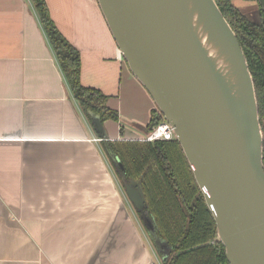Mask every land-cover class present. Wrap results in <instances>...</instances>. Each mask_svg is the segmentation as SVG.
Returning <instances> with one entry per match:
<instances>
[{
  "label": "crops",
  "instance_id": "1",
  "mask_svg": "<svg viewBox=\"0 0 264 264\" xmlns=\"http://www.w3.org/2000/svg\"><path fill=\"white\" fill-rule=\"evenodd\" d=\"M46 1L80 51L81 82L108 94V106L131 117V127L146 125L156 104L98 0ZM136 90L146 99L133 114L123 102ZM111 120H103L104 134L94 128L32 0H0V264H91L96 253L94 264H154L102 146L126 127Z\"/></svg>",
  "mask_w": 264,
  "mask_h": 264
},
{
  "label": "water",
  "instance_id": "2",
  "mask_svg": "<svg viewBox=\"0 0 264 264\" xmlns=\"http://www.w3.org/2000/svg\"><path fill=\"white\" fill-rule=\"evenodd\" d=\"M264 10V0H257ZM133 74L171 124L211 211L230 264H264L262 130L252 75L236 33L215 0H192L207 37L230 52V85L192 26L185 0H98ZM104 134L103 119L91 113ZM135 124V123H134ZM133 124V125H134ZM124 127L140 138L146 125ZM103 136V135H102ZM119 165H123L118 158ZM125 192L137 210L147 205L141 178Z\"/></svg>",
  "mask_w": 264,
  "mask_h": 264
},
{
  "label": "trees",
  "instance_id": "3",
  "mask_svg": "<svg viewBox=\"0 0 264 264\" xmlns=\"http://www.w3.org/2000/svg\"><path fill=\"white\" fill-rule=\"evenodd\" d=\"M234 29L243 49L254 82L258 117L262 130L264 167V10L240 9L234 0H215ZM59 65L82 109L99 113L102 119L120 121L119 112L107 104L108 94L100 88L84 85L80 79L81 56L53 19L46 0H32ZM163 119L157 107L151 109L147 128ZM122 132V126H120ZM102 146L109 159H120L127 178H141L153 223L150 235L163 256V264H230L219 240L214 217L194 177L180 142L170 139H110ZM142 214L143 211L139 210Z\"/></svg>",
  "mask_w": 264,
  "mask_h": 264
},
{
  "label": "rangeland",
  "instance_id": "4",
  "mask_svg": "<svg viewBox=\"0 0 264 264\" xmlns=\"http://www.w3.org/2000/svg\"><path fill=\"white\" fill-rule=\"evenodd\" d=\"M234 3L242 10L246 11H250L251 8H254L255 6H257V2L256 0H235ZM246 4V5H245ZM147 98H152V96L149 94L148 92V97ZM144 98L141 94H139L136 90V92H133V96L129 98V102L127 103V101L123 102V107L124 109H128L130 112H132L133 114H135V112L140 109L139 107H141V104L143 102ZM153 100V98H152ZM156 104V103H155ZM121 115V122L128 128L134 129L133 127H131L130 125H128V122L130 120H132L131 117H129L128 115ZM123 116V117H122ZM109 122H113L110 118H108ZM115 121V120H114ZM114 126L116 124H113ZM149 129V128H148ZM123 126H122V133H123ZM140 135H143L145 132L141 131L139 132ZM122 136V135H121ZM123 139L118 138V140ZM138 139V138H136ZM111 162V161H110ZM112 163V162H111ZM112 167H113V171L115 174V178H116V182H117V188L120 191L122 197H123V201H124V211L125 212H129L131 215V221L134 223L136 230H138V234H139V238L142 241V244L144 243V246L146 247V250L152 260V256H153V262L154 264H163V260L160 257V253L157 252V249L154 247L152 239L149 235V233L146 230V226L145 223L143 222L142 218L139 216L138 211L136 210L135 206L133 205V203L131 202V200L128 198L125 189H124V184H123V180L120 178L119 176V171L118 168L115 164L112 163ZM130 220V219H129ZM130 226V225H129ZM91 242H92V247H93V242H94V236L91 237ZM98 254L96 253V255L92 258V262L91 264H94L95 259L97 258ZM127 261V258L124 257V262ZM127 264V263H124Z\"/></svg>",
  "mask_w": 264,
  "mask_h": 264
},
{
  "label": "bare ground",
  "instance_id": "5",
  "mask_svg": "<svg viewBox=\"0 0 264 264\" xmlns=\"http://www.w3.org/2000/svg\"><path fill=\"white\" fill-rule=\"evenodd\" d=\"M188 14L191 16L194 32L197 34L201 44L206 49L209 57L214 61L217 68L222 72L226 81L233 85L238 80L237 74L234 71V65L231 60L230 52L226 51L220 44L212 41L207 37V33L202 24L199 23L196 12H193L192 0H185Z\"/></svg>",
  "mask_w": 264,
  "mask_h": 264
},
{
  "label": "built area",
  "instance_id": "6",
  "mask_svg": "<svg viewBox=\"0 0 264 264\" xmlns=\"http://www.w3.org/2000/svg\"><path fill=\"white\" fill-rule=\"evenodd\" d=\"M174 130L169 122L164 118L157 125L153 126L145 132L140 138L141 140L153 141L155 139H170L174 138Z\"/></svg>",
  "mask_w": 264,
  "mask_h": 264
},
{
  "label": "flooded vegetation",
  "instance_id": "7",
  "mask_svg": "<svg viewBox=\"0 0 264 264\" xmlns=\"http://www.w3.org/2000/svg\"><path fill=\"white\" fill-rule=\"evenodd\" d=\"M246 1H249V0H246ZM250 1H251V0H250ZM258 3H259V2H258ZM245 5H246V4H245ZM108 158H109V157H108ZM111 162H112V161H111ZM112 163L115 164V165L117 166L118 169H121L122 171H124V169L119 165V163H118V159L115 160V161L112 162ZM119 176H120V178L123 180V184H124V185H125V183H126L127 181H129L130 179H132V178H127V177H125V176L121 173V171H120V173H119ZM134 179H138V178H134ZM144 208H145V207H144ZM144 208L141 209V210L143 211V213H142V214L139 213V216L142 218L143 222L145 223L146 230H147V232H148L149 235H150V231H149L148 227H149V228H152V230H153V223H152L151 217L148 216L147 211H146ZM136 210H137V209H136ZM137 211H139V210H137ZM150 237H151V235H150ZM151 239H152V237H151ZM152 242H153L154 247L156 248L153 239H152ZM157 252H158V250H157ZM160 257H161V259L163 260V258H166L167 255L165 254V255L162 256V255L160 254Z\"/></svg>",
  "mask_w": 264,
  "mask_h": 264
}]
</instances>
